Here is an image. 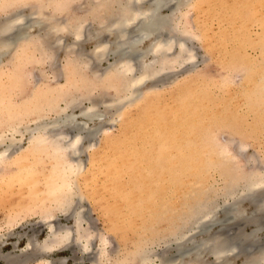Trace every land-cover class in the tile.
<instances>
[{
    "label": "rangeland",
    "instance_id": "rangeland-1",
    "mask_svg": "<svg viewBox=\"0 0 264 264\" xmlns=\"http://www.w3.org/2000/svg\"><path fill=\"white\" fill-rule=\"evenodd\" d=\"M149 1L152 0L145 2ZM62 2L59 0L55 6H52L48 5L47 0H19L9 4L6 8L0 4V26L6 22L5 20L11 17L16 18L18 15L20 20L19 24L16 23L15 29L21 30L20 34L26 32L31 36V39L27 40V44L22 43L23 40L17 42L14 39L17 34L12 35L10 39L13 41V45L11 43V48H8L7 53L5 52L6 54L0 57V134L4 141L0 152H4L6 146H10L4 153L8 159L5 157L7 160L4 158L3 163H0V264H5L4 256L15 259L11 264H20L17 262L28 258V256L32 258L22 264H32L39 258L48 260L52 264H91L94 261L92 259H96L94 253L97 254L101 248V238L107 242V245L104 246V252H106L104 263L109 262V264L123 263L124 259H128L133 253L139 241L143 243L139 244V242L138 245L143 246L145 255L152 258L153 264H163L160 258L166 262L177 260L172 262L174 264H180V262L181 264H218L211 256L205 254L207 249H210L209 244L204 255L200 256L201 260L195 261L197 260L195 251L200 249L203 252L205 250L204 246H200L198 249H195V246L202 242L200 240L210 241L209 237L211 240L229 237L226 243L232 244L234 253L238 255L237 258L229 262L230 264H244L246 256L250 258L249 256H258L263 253L264 213L258 212L256 206L259 203H264L261 200L264 198V186L262 184V186L259 184L254 186L255 182H253L249 187V181L264 177V93L262 97L260 96L261 98H255V88L264 87V60L261 61L264 59V54H262L264 53V0H168L167 6L161 9L159 14L164 18L166 16L169 24L164 30L161 29L162 31L157 32L161 33L160 35L153 34V37L143 41V44L138 47L137 51L139 52H136V56L143 55V52L149 49V46L155 41H170L173 42V47L168 57L176 60L165 66L162 65V68L160 67L162 61H159L160 63L155 61L154 66L159 73L136 89L137 92L142 93L137 100L131 99L129 95L130 98L128 96L127 98L122 95L123 93L118 96L111 89L100 90V92L99 90L93 92L88 90L92 92V96L105 94V97L102 98L104 104L107 100L111 101L106 105H102L103 102L99 101L97 110L104 115L101 122H87L86 128H90V135H81L84 141L79 143L80 152L73 158L76 161L74 163L81 166L82 176L80 174L73 183L72 189L75 193L73 203L67 208L49 202L52 201L49 199L50 179L42 176V172L49 173L51 166L49 160H42L37 164L38 169L33 177H21L20 172L23 170V166L35 161L27 153V146L30 144L29 139L32 134L28 129L34 128L38 121L37 114H32L27 109L23 111L22 107L26 105L27 100L29 103L30 99L34 97L33 91L46 92L47 89H56V87L60 89V94L57 96L60 107H65V103L59 101L65 92H69L71 96H65L67 100H71L72 97H74L73 100L81 99L77 97L84 91L77 90V88L74 90L76 84L69 86L65 82L67 75L69 76L67 72L68 58H73L67 52L76 43L71 37V27L75 24V20H77V25L81 22L83 27L79 28L80 36L83 33L82 37L87 38L89 33L101 32L103 27L109 29V25L104 23L105 17L115 15L119 9L116 4H113L111 10L96 14L97 10L94 7L98 1L70 0ZM38 13L42 17H38ZM37 21L39 23L35 24ZM103 23L104 25L101 26ZM51 27H57V31H59L55 34V41H52L54 45L51 44L49 47V50L56 47L54 50L57 49V51L54 53L41 46L42 41L40 40ZM104 40L113 42L112 38L109 41L107 38ZM180 43L183 44L181 48L186 54L180 53ZM96 46L98 43L96 44L95 40H90L89 43H82L77 48L80 49V52L82 51V54L84 53L83 56L80 53L84 60H90L93 56L91 58L89 56L98 53L96 51L99 47ZM112 48L111 44L100 63L93 65L90 61L91 66L93 65L91 70L96 74L99 73L97 75L105 72L117 59L109 53ZM184 54L188 57L186 58ZM177 56L179 58L182 56L184 60L181 59L182 57L175 58ZM153 58L151 55H146L140 59L131 60L130 65L135 73L139 74L141 67L152 63ZM169 58L167 61H171ZM52 63L55 65L52 66ZM103 91L104 93H102ZM89 92L87 94H90ZM122 97L124 99L118 101ZM183 98L184 118H186L184 120L186 121H184V132H181V128L177 125H180L182 120L179 107ZM88 106L89 103L84 102L80 108ZM12 108L13 112L10 111ZM78 111L76 110L75 113L78 114ZM68 112L69 110L65 113ZM49 113H46L43 120L37 124L50 125V122L52 123L58 118L55 112ZM156 113L157 116H155ZM176 120L177 122H175ZM81 121L77 120L79 124L83 123ZM131 124L134 126L132 127ZM58 127H63L61 122H58ZM71 133L68 132V137L73 135ZM157 138L160 139L157 140ZM116 139H120L122 143L124 141L125 144L120 142L119 145L122 147L118 148L119 146H117L116 149H112V143ZM182 146L183 148H181ZM16 150L18 151L15 152ZM13 152L17 156H14ZM117 153H119L118 156ZM181 155L184 156V165L185 162L190 161L194 163V166L190 167L189 165L190 171H184L181 177H174V179L171 177L172 174L175 171H181L177 163ZM165 160L166 162H164ZM111 161L117 166L116 177H111L107 168V164ZM147 161L148 163H146ZM151 161L157 164L160 161V163L155 169L156 172L152 173L153 177L148 178V174H151L150 167L153 165ZM132 164L133 166H131ZM96 165H100L101 169L95 167ZM105 175L106 177H104ZM157 179L158 181H156ZM171 179H174L175 182ZM132 184L133 186H131ZM246 185L249 188L255 187L256 200L251 202L250 199L244 198L249 192ZM245 188L248 190L247 193H245ZM111 190L117 191L116 197H112L113 191ZM98 199L100 201H97ZM124 201L128 202L132 208L129 210L125 208ZM139 202L142 204V208L135 210L133 204ZM44 205L46 208H43ZM234 205H238V214L235 210L234 213L228 215V209L234 208ZM39 207L47 211L46 214L51 210L52 214H50L53 216H50V219L52 221L50 219L49 221L48 219L40 220L42 219L40 213L44 210L41 211ZM119 208L122 209L116 216V209ZM207 208H209L208 211L213 209L211 214L214 217L209 214L213 220L209 218L207 220L209 222L204 224L209 227L213 222L214 225L211 228H206L203 233L204 231L196 226L202 216L206 214ZM113 209L115 213H113ZM15 210L18 212L16 213L18 217L12 224L9 217L15 213L12 212ZM121 212L122 214H120ZM235 214L238 217L234 219L232 215ZM79 217L82 219L80 226L90 233L89 252L84 249V243L77 240L76 221ZM257 220L259 221L256 223ZM226 221L228 222L226 223ZM112 222L116 226L111 224ZM54 228L61 231L69 230L71 233L69 241L64 242L59 249L53 252L38 253L39 246L43 244ZM223 232L224 234H222ZM249 235L254 244L247 246L244 245V242L242 245L240 240L250 237ZM190 239L191 241H189ZM181 241L182 243H180ZM29 244L30 246H28ZM192 250L193 252H191ZM180 255L183 257L181 258ZM229 263L227 262V264Z\"/></svg>",
    "mask_w": 264,
    "mask_h": 264
},
{
    "label": "bare ground",
    "instance_id": "bare-ground-1",
    "mask_svg": "<svg viewBox=\"0 0 264 264\" xmlns=\"http://www.w3.org/2000/svg\"><path fill=\"white\" fill-rule=\"evenodd\" d=\"M1 1V5L4 6L5 8L9 5V4H13V2H18L19 0H0ZM44 1V0H43ZM59 1V0H57ZM56 1V2H57ZM63 2L65 1H70V0H61ZM95 1H98L96 4H95V10L96 11V14H99L101 12H105L106 10H111V6L113 4H116L117 7H118V13L116 11V14H112L108 17H105L106 21L104 23H107L109 26L108 28L109 29H103L101 30V32H97L95 31L94 34H90L88 35V39L87 38H83V33L82 35L80 36V31H79V28L83 27L82 23L79 22L78 25H77V20H75V24L72 25L71 27V37L73 38V40H75V45L73 47L77 48L78 46L85 44V42H90V40H95L96 41V44L98 43V46H96L97 48L99 47V49L96 51L97 54H93L91 56H89V58H91L93 56V58H91L90 60L89 59H83V54L80 52V49L78 50L73 48L72 49H69L67 54L70 53L73 58H68V62H67V72L69 74V76L67 75V79H66V84L69 85V86H75L74 84H76L77 86H75L74 90H77L78 89H81L83 90L84 92H82L81 95H79V97L77 98H81L80 100H73L74 97L71 98V100H67L65 99L66 97L65 96H70L69 92H65L63 93V97L61 99H59V101H63L65 103V107H60L59 106V103H58V100H57V96H59L58 94H60V89L56 87V89H47L46 92H34V97L32 99H30L31 101L28 103V100L26 101V105L22 107V110H28L30 113L32 114H37V119L38 121L36 122V125L34 128H29L28 131H30L32 134L30 136V144L29 146H27V153L30 154V156H32L34 159L32 160H35V161H31L30 163H28V165L30 164V166L28 167V165H24L23 166V170L20 172L21 173V177H33V175L35 174V171L36 169H38L37 167V164H39L42 160H49L50 161V170H49V173L48 174H45L44 172H42V176L43 177H47V179L49 178L50 181L49 183H51V186H50V195H49V199H51L52 201H49V202H52L54 203L56 206H59V207H69L70 204L73 203V197H74V190L72 189L73 187V183L77 180V178L79 177V175L81 174L82 176V173L80 171L81 169V166L79 164H75L74 162L75 159L73 158V156L75 155H78L79 154V149H78V145L79 143H81V141H84L83 138L81 137L82 134H89L90 135V128H86V125H87V122H101V119L102 117L104 116L102 113H100V111L97 110V107L99 106L98 103L100 102H103L102 105L104 104V101L102 98H104L105 94L104 95H97V96H92L91 93L93 91H98L100 92V90H108V89H111V90H114V92L116 93V95L120 96L119 94H122V95H125L126 97L129 95L131 96V99L133 98L134 100H137L138 97H140V95L142 93L140 92H137L136 89L138 87H141V85L145 84V82L148 80H150L151 78L153 77H156V74H158V70L155 68L154 64H155V61L159 62V61H162L161 62V65H167L168 63H171L174 60L169 58L168 55H169V52L171 51L172 47H173V42L171 43L170 41H167V42H162V41H155L154 44H151V46H149V49H147L145 52H143L142 54L143 55H139V56H136V52H139L137 51L139 48V46L141 44H143V41H145L146 39L150 38V37H153V34H156L158 31H160L161 29L164 30V28L167 27V25L169 24L168 23V19L167 17L165 16L162 17L159 13H160V10L163 9L165 6H167L168 4V0H152V1H149V2H145L146 0H95ZM47 2L49 3L48 5H52V6H55L56 2L55 0H47ZM62 2V3H63ZM143 3H146V4H143ZM59 4H61L59 2ZM62 5V4H61ZM51 6V7H52ZM256 6V5H255ZM55 8V7H54ZM260 9V8H259ZM55 10V9H54ZM109 14V13H108ZM17 15V14H15ZM14 15V16H15ZM61 16V15H60ZM38 17H42L41 15L39 16V13H38ZM39 19V18H38ZM49 19V18H48ZM51 19V18H50ZM20 20V16H16V18H9L8 20H5L6 22L5 23H2V25L0 26V57L3 56L4 54H6L7 52V49L8 48H11V43L13 45V41L10 39V37L13 35L15 36L14 34H19L18 36L16 35V37L14 38L15 40L18 41H22V43H27L28 39H31V36L29 34H27L26 32L23 33V34H20L21 30L20 31H17L18 29H15V26L17 24H19V21ZM37 20V19H36ZM46 20V19H45ZM104 21V20H103ZM17 23V24H16ZM39 23V21L35 22V24ZM101 24L102 25H104ZM41 24V23H40ZM39 24V25H40ZM86 24V23H85ZM43 26V25H42ZM99 28H100V25H99ZM64 29V28H63ZM83 29V28H82ZM51 30V31H50ZM57 27L56 28H53L51 27V29H49L47 31V33L42 37L40 38V40L42 41V45L41 46H44L46 49L48 48L49 50V47H51L50 45L53 44L52 41L54 42L55 40V37L59 31H57ZM98 30V29H97ZM161 30V31H162ZM66 31V30H65ZM100 31V30H99ZM166 31V30H165ZM163 31V32H165ZM137 34H134L136 33ZM158 34V33H157ZM156 34V35H157ZM161 33H159L158 35H160ZM69 35V34H68ZM104 35H106L104 37ZM157 35V36H158ZM70 36V35H69ZM157 36H154V37H157ZM30 37V38H29ZM242 37V36H241ZM105 38L108 39V41L112 38L113 39V42H107L106 40H104ZM168 38V37H167ZM44 39V40H43ZM169 39V38H168ZM51 40V41H50ZM44 41V43H43ZM106 41V42H104ZM112 41V40H111ZM243 42V41H242ZM95 43V42H94ZM15 44V43H14ZM28 44V43H27ZM112 44V49L109 51V53L113 54L114 57H116L117 59L115 60V62L109 66V67L104 73L101 72L100 75H97L99 73H95L92 69V66L97 64V63H100L103 59L104 56H106V50L107 48H110V45ZM224 44V43H223ZM54 45V44H53ZM10 46V47H9ZM30 46V45H29ZM31 47V46H30ZM183 47V44L180 43L179 44V48H180V53H183L184 51H182V48ZM28 48V46H27ZM56 47L54 46L53 50H49V51H53L52 53L56 52V50H54ZM82 49V48H81ZM264 49V48H263ZM44 50V49H43ZM184 50V49H183ZM261 50V48H260ZM23 51H25L23 49ZM45 51V50H44ZM264 51V50H263ZM6 52V53H5ZM141 52V51H140ZM52 53H50L52 55ZM82 56H81V54ZM95 53V52H94ZM185 53V52H184ZM262 53V52H261ZM46 54V53H45ZM49 54V55H50ZM186 54V53H185ZM184 54V55H185ZM264 54V53H262ZM50 55V56H51ZM148 56V55H151L153 56L155 60L152 59V63H149V64H146L144 66L141 67V72L139 74H136L135 73V70H133L132 68V65H130V62L131 60L133 59H140L142 57H145V56ZM53 56V55H52ZM51 56V57H52ZM86 55H84V58ZM180 56V55H179ZM179 56L175 57V58H179ZM186 56V55H185ZM184 56V58H185ZM264 56V55H263ZM28 57V56H27ZM33 57V56H32ZM54 57V56H53ZM140 57V58H138ZM182 57V56H181ZM180 57V58H181ZM188 56H186L187 58ZM224 57V56H223ZM171 59V61H167L168 59ZM179 58V59H180ZM185 58V60H186ZM158 59V60H157ZM160 59V60H159ZM183 59V57L181 58ZM89 60V61H88ZM184 60V59H183ZM241 60V59H240ZM264 59H262L261 61H263ZM20 61V60H19ZM92 62V66H91V62ZM90 63V64H89ZM160 63V62H159ZM163 63V64H162ZM262 63V62H261ZM139 64V63H138ZM142 64V63H141ZM55 65L52 63V66ZM90 65V66H89ZM51 66V67H52ZM66 68V67H65ZM162 68V67H161ZM9 69V68H8ZM87 72H86V71ZM160 71V69H159ZM138 73V71H137ZM66 75V74H65ZM263 79V78H262ZM262 82V81H261ZM264 84V82H263ZM65 87V86H64ZM46 89V88H45ZM63 89V88H62ZM66 90V89H64ZM68 90V89H67ZM66 90V91H67ZM69 90H70V87H69ZM87 90V91H86ZM88 90L92 91V92H89ZM256 92H255V95L254 97L257 99V98H261L263 96V93H264V87H260V89H256ZM71 91V90H70ZM80 91V90H79ZM139 91V90H138ZM81 92V91H80ZM87 92H89L90 94H87ZM98 92V93H99ZM142 92V91H141ZM62 93V91H61ZM104 93V91L102 92ZM114 93V94H115ZM262 93V95H261ZM1 94V93H0ZM31 94V93H30ZM100 94V93H99ZM137 94V95H136ZM147 94V93H146ZM181 94V93H180ZM73 96V95H72ZM104 96V97H103ZM109 96V95H108ZM114 96V95H113ZM128 96V97H129ZM144 96V95H143ZM261 96V97H260ZM71 97V96H70ZM125 97V98H126ZM127 97V98H128ZM190 97V96H189ZM28 98V97H27ZM115 98H119V97H115ZM130 98V97H129ZM181 98V97H179ZM65 99V100H63ZM107 99V98H106ZM124 98H120V100L118 101H121L123 100ZM142 99V98H141ZM105 100V99H104ZM192 100V99H191ZM264 100V99H263ZM100 101V102H99ZM111 101V100H110ZM107 100V102H110ZM117 101V100H115ZM117 101V102H118ZM139 101V100H138ZM143 101V100H142ZM84 102H87L89 103V106L86 107V108H80L81 105H83ZM106 102V103H107ZM113 102V101H112ZM264 102V101H263ZM106 103L104 105H106ZM114 103V102H113ZM111 103V105L113 104ZM135 103V102H134ZM141 103V102H139ZM138 103V104H139ZM143 103V102H142ZM178 103V102H177ZM61 104V102H60ZM115 104H117L115 102ZM114 104V105H115ZM144 104V103H143ZM110 105V104H109ZM150 105V104H149ZM180 105V104H179ZM253 105V104H252ZM257 105V104H256ZM113 106V105H112ZM118 106V105H117ZM134 106V105H133ZM174 106V105H173ZM191 106V105H190ZM106 107V106H105ZM111 107V106H110ZM108 108V107H107ZM179 114L181 113V121H180V125H177L181 128V132H184V98L182 100V103L179 107ZM192 108V106H191ZM148 109V108H147ZM171 109V108H170ZM175 109V107H174ZM67 110H69L68 113H65L67 112ZM76 110H79L78 114L75 113ZM121 110V109H120ZM159 110V109H158ZM10 111L13 112V108L10 109ZM9 111V112H10ZM161 111V110H159ZM49 112H55L56 115H57V119L55 121H53L52 123L50 122V125H41V124H37L39 123V121L43 120V116H45V114L49 113ZM136 112V111H135ZM146 112V111H145ZM187 112V111H186ZM64 113V114H63ZM148 113V112H147ZM51 114V113H49ZM142 114V113H141ZM164 114V113H163ZM257 114V113H256ZM173 115V114H172ZM27 116V115H26ZM106 116V115H105ZM157 116V113L156 115ZM160 116V115H159ZM158 116V117H159ZM167 116V115H166ZM176 116V115H175ZM180 116V115H179ZM123 117V116H122ZM177 117V116H176ZM175 117V118H176ZM189 117V115H188ZM193 117V116H191ZM196 117V116H195ZM11 118V117H10ZM35 118V117H34ZM128 118V117H127ZM143 118V117H142ZM194 118V117H193ZM201 118V117H200ZM82 120L83 123L82 124H79L77 122V120ZM121 119V117H120ZM164 119V118H163ZM179 119V117H178ZM188 119V118H187ZM144 120V119H143ZM142 120V121H143ZM81 121V122H82ZM163 121V120H162ZM170 121V120H169ZM58 122H61V125L63 127L59 128L58 127ZM123 122V121H122ZM128 122V121H127ZM126 122V123H127ZM138 122V121H137ZM152 122V121H151ZM177 122V120L175 121ZM195 122V121H194ZM42 123V122H41ZM125 123V122H124ZM131 123V122H130ZM128 123V124H130ZM153 123V122H152ZM172 123V122H171ZM166 124V123H165ZM132 125V124H131ZM163 125V124H161ZM188 125V124H187ZM196 125V124H195ZM134 125H132L133 127ZM15 127V126H14ZM149 127V125H148ZM161 127V126H160ZM163 127H165L163 125ZM174 127V126H173ZM162 128V127H161ZM190 130L191 128L188 127ZM193 128V127H192ZM123 129V128H122ZM153 129V128H152ZM156 129V128H155ZM167 129V128H166ZM14 130V129H13ZM138 131H140L139 129H137ZM164 130V129H163ZM193 130V129H192ZM26 131V130H25ZM132 131V130H130ZM153 131V130H152ZM156 131H159V130H156ZM188 131V130H187ZM194 131V130H193ZM68 132H72L73 135L71 137H68ZM109 132V131H108ZM176 132V131H175ZM29 133V132H28ZM71 133V134H72ZM106 133V132H105ZM120 133V132H119ZM128 133V132H127ZM153 133V132H152ZM161 133V132H159ZM188 133V132H187ZM186 133V134H187ZM162 134V133H161ZM199 134V133H198ZM202 134V133H201ZM85 135V137H87ZM120 135V134H119ZM153 135V134H152ZM167 135V133H166ZM123 136V134H122ZM120 136V137H122ZM129 136V135H128ZM131 136V135H130ZM118 137V136H117ZM154 137V135H153ZM152 137V139H154ZM187 137V135H186ZM197 137V136H196ZM163 137H161V140H162ZM166 138V137H165ZM198 138V137H197ZM121 139V138H120ZM120 139H116L112 144V149H116L117 146H119L118 148H120L121 145H119V143L122 141ZM124 139V137H123ZM160 139V138H157V140ZM173 139V138H172ZM202 139V138H201ZM127 140V139H126ZM150 140V139H149ZM168 140V139H167ZM175 140V139H173ZM172 140V141H173ZM110 141V140H109ZM108 141V142H109ZM130 141V140H129ZM164 142V140H162ZM176 141V140H175ZM188 141V140H187ZM151 142V141H150ZM162 142V143H163ZM192 142V141H191ZM12 143V142H11ZM124 143V141H123ZM122 143V144H123ZM129 143V142H128ZM161 143V142H160ZM195 143V142H193ZM4 144V141H3V136L0 134V147ZM14 144V143H12ZM107 144V143H106ZM125 144V143H124ZM149 144V143H148ZM168 144V143H166ZM11 145V144H10ZM173 145V144H172ZM184 145V144H183ZM194 145V144H193ZM132 146V145H131ZM160 146V145H159ZM191 146V145H190ZM7 148L4 150V152H0V163H3L2 161H4L3 159L6 157L7 158V155L5 156V152H7L8 148L10 147L9 145L6 146ZM105 147V146H104ZM122 147V146H121ZM126 147V146H125ZM168 147V146H166ZM172 147V146H171ZM154 148V147H153ZM169 148H170V145H169ZM183 148V146L181 147ZM185 148V147H184ZM192 148V147H191ZM105 149V148H104ZM103 149V150H104ZM111 149V150H112ZM122 149V148H121ZM163 149V148H161ZM204 149V148H203ZM98 150V149H97ZM126 150V149H125ZM148 150V148H147ZM151 150H152V147H151ZM171 150V149H170ZM178 150V149H177ZM18 150H16L15 152H17ZM105 151V150H104ZM108 151V150H107ZM120 150H118L119 152ZM124 151V149H123ZM137 151V150H136ZM135 151V152H136ZM144 151V150H142ZM192 151V150H191ZM13 152V154L15 153ZM121 152V151H120ZM141 152V151H140ZM180 152V151H178ZM182 152V151H181ZM9 153V152H8ZM97 153H100V152H97ZM134 153V152H133ZM145 153V152H144ZM150 153V152H149ZM152 153V151H151ZM154 153V152H153ZM164 153V152H163ZM13 154H12V157H13ZM119 153H117L116 155L118 156ZM126 154V152H125ZM136 154V153H135ZM138 154V153H137ZM157 154V153H156ZM185 154V152H184ZM124 155V154H123ZM128 155V154H127ZM133 155V154H132ZM148 155V154H147ZM14 156H17L14 154ZM96 156V155H95ZM102 156V155H101ZM107 156V155H106ZM120 156V155H119ZM143 156V155H142ZM145 156V155H144ZM158 156V155H157ZM170 156V154H169ZM175 156V155H174ZM179 156V155H178ZM190 156V155H188ZM9 157V156H8ZM110 157V156H109ZM121 157V156H120ZM119 157V158H120ZM127 157V156H126ZM129 157V156H128ZM133 157V156H132ZM152 157V155H151ZM155 157V156H154ZM159 157V156H158ZM5 158V159H6ZM101 158V157H100ZM98 158V159H100ZM108 158V157H107ZM136 158V157H135ZM161 158V157H160ZM159 158V159H160ZM8 159V158H7ZM6 159V160H7ZM102 159V158H101ZM193 159V158H192ZM196 159V158H195ZM107 160V159H106ZM134 161V159H132ZM167 160H169V158H167ZM114 161V160H113ZM152 161H154L152 159ZM153 165L150 167V172L151 174H148V178H151L153 177V174L154 172H156V167H158L159 163H154L152 162ZM171 161V160H170ZM174 161V160H172ZM94 162V161H93ZM100 162V161H99ZM106 162V161H104ZM121 162V161H119ZM137 162V161H136ZM141 162V161H139ZM166 162V160L164 161ZM189 162V163H188ZM185 162V165H184V156L181 155V157H179V161L177 162L178 163V166L180 167V170L181 171H178L176 172L175 170V173L172 174L171 177H181V175H183L184 171H190L191 168L190 167H193L194 166V163L193 162ZM23 163V162H22ZM27 163V162H26ZM46 163V162H45ZM98 163V162H97ZM101 163V162H100ZM130 163V162H129ZM148 163V161L146 162ZM170 163V162H169ZM210 163V162H209ZM20 164V163H18ZM118 164V163H117ZM120 164V163H119ZM103 165V164H102ZM136 165V164H135ZM190 165V167H189ZM40 166V165H39ZM133 166V164L131 165ZM143 166V165H141ZM95 167H99L98 169H101L100 168V165L99 166H95ZM124 167V166H123ZM175 167V165H174ZM172 167V168H174ZM41 168V167H39ZM107 168L108 170L110 171V175L111 177H116L117 174H118V171H117V166H115V164L111 162H109L107 164ZM137 168V167H136ZM142 168V167H141ZM161 166L159 167V170H160ZM163 168V167H162ZM93 169V168H92ZM105 169V167H104ZM128 169V168H127ZM169 169V168H168ZM195 169V168H194ZM192 169V170H194ZM146 170V169H145ZM197 170V169H196ZM40 171V170H39ZM99 171V170H98ZM106 171V170H105ZM122 171V170H121ZM132 171V170H131ZM173 171V172H174ZM130 172V171H128ZM127 172V173H128ZM144 172V171H143ZM159 172V171H158ZM99 173V172H98ZM101 173V172H100ZM140 173V172H139ZM164 173V172H163ZM168 173V172H167ZM171 173V172H170ZM38 174V173H36ZM92 175V173H90ZM106 174V173H105ZM134 174V173H133ZM143 174V173H142ZM126 175V174H125ZM80 176V177H81ZM90 176V175H89ZM93 176V175H92ZM96 176V174H95ZM102 176V175H101ZM127 176V175H126ZM145 176V175H144ZM170 176V175H169ZM40 177V176H39ZM91 177V176H90ZM94 177V176H93ZM99 177V176H98ZM106 177V175L104 176ZM140 177V176H138ZM146 177V176H145ZM155 177V176H154ZM262 177V176H261ZM96 178V177H95ZM118 178V177H117ZM124 178V177H123ZM166 178V177H165ZM94 179V178H93ZM108 179V178H107ZM127 179V178H126ZM135 179V178H134ZM138 179V178H137ZM175 179V178H174ZM174 179H171L175 182ZM253 179V178H252ZM255 179V178H254ZM18 180V179H17ZM43 180V179H42ZM92 180V178H91ZM178 180V179H177ZM83 181V180H82ZM117 181V180H116ZM133 181V179H132ZM136 181V180H135ZM145 181V180H144ZM147 181V180H146ZM158 181V179L156 180ZM248 181V179L246 180V182ZM105 182V181H103ZM102 182V183H103ZM111 182V181H110ZM121 182V181H120ZM181 182V181H179ZM254 183V186L255 184H259L260 186H264V177L260 178V179H255V181H249V187H250V183ZM48 183V182H47ZM106 183V182H105ZM159 183V182H157ZM111 184V183H110ZM109 184V185H110ZM171 184V183H170ZM177 184V183H176ZM181 184V183H180ZM262 184V185H261ZM33 185V184H32ZM95 185V184H94ZM93 185V187H94ZM137 185V184H136ZM141 185V184H139ZM148 185V184H147ZM37 186V185H36ZM105 186V185H104ZM128 186V185H126ZM133 186V184L131 185ZM154 186V185H152ZM253 186V187H254ZM101 187V186H100ZM249 187H247L246 185V188L248 189ZM253 187L251 186V188H249V192L248 194H246V197L244 198H247L249 201H253V200H256V190H255V187L253 189ZM38 188V187H37ZM110 188V187H109ZM114 188H115V185H114ZM245 188V190H246ZM96 189V188H95ZM105 189V187H104ZM137 189V188H136ZM135 189V191H136ZM179 189V187H178ZM253 189V190H252ZM97 190V189H96ZM245 191V193H247V191ZM46 191H48V189H46ZM98 191V190H97ZM113 191V190H111ZM120 191V190H119ZM126 191V190H125ZM122 192V191H121ZM120 192V193H121ZM139 192V191H137ZM136 192V193H137ZM43 193V192H42ZM48 193V192H47ZM97 193V192H96ZM99 193V192H98ZM126 193V192H125ZM133 193V192H132ZM169 193V192H168ZM39 194V193H38ZM41 194V193H40ZM39 194V195H40ZM117 191H113L112 192V197H116L117 196ZM123 194V193H121ZM130 194V193H129ZM32 195V194H31ZM37 195V197L39 196ZM107 195V194H106ZM126 195V194H125ZM229 195V194H228ZM231 195V194H230ZM36 196V195H35ZM95 196V195H94ZM104 196V195H103ZM111 196V194H110ZM127 196V195H126ZM153 196V195H151ZM166 196V195H165ZM40 197V196H39ZM109 197V196H108ZM124 197V195H123ZM155 197V196H154ZM181 197V196H180ZM42 198V197H41ZM45 198V197H43ZM103 198V197H101ZM263 198V197H262ZM48 199V200H49ZM100 199V197H99ZM97 200V201H100V200ZM104 199V198H103ZM149 199V198H147ZM154 199V198H152ZM166 199V198H165ZM47 200V201H48ZM114 201H116L114 198H113ZM150 200V199H149ZM262 202H264V198L261 199ZM40 203H41V200L39 199ZM46 201V200H45ZM94 201H96L94 199ZM108 202V201H107ZM110 202V201H109ZM113 202V201H112ZM123 202V201H122ZM121 202V203H122ZM144 203V201H142ZM148 202V201H147ZM146 202V204H147ZM39 203V204H40ZM96 203V202H95ZM111 203V202H110ZM257 203V202H256ZM37 204V203H36ZM35 204V205H36ZM119 204V203H118ZM167 204V203H166ZM262 204V205H260ZM101 205V204H100ZM106 205V204H105ZM124 207L127 208L128 210L131 209V205L124 201L123 203ZM154 205V204H152ZM39 206V205H38ZM37 206V207H38ZM108 206V205H107ZM106 206V207H107ZM122 206V205H121ZM134 206V209L137 210L138 208H142V204L139 203H135L133 204ZM20 207V206H19ZM36 207V208H37ZM103 207V206H101ZM112 207V206H111ZM115 207V205L113 206V208ZM122 207V208H124ZM156 207V206H155ZM25 208V207H24ZM30 208V207H29ZM41 208V207H39ZM43 208H46L45 205L43 206ZM53 208V207H52ZM56 208V207H55ZM64 208V209H65ZM122 208H119V209H116V216H117V213H119L121 211ZM154 208V207H152ZM160 208V207H159ZM211 208V207H210ZM22 209V208H20ZM19 209V210H20ZM31 209V208H30ZM126 209V210H127ZM209 208H207L205 211L206 214H204L202 216V219H200V221H198L197 223V226L196 228L204 231L206 228H211L214 224L212 222V224L209 225V227H206V224H204L205 222H209L207 220H209V218L211 220H213L211 217H209V214H211L213 212V209L212 211H208ZM256 209L258 212H261V213H264V203H259L258 206H256ZM40 210V209H39ZM44 210V209H43ZM42 208H41V211H43ZM149 210V209H147ZM170 210V209H169ZM236 210V211H235ZM11 211V210H10ZM35 211V210H34ZM110 211V210H109ZM203 211V210H202ZM227 211V210H226ZM237 212L238 214V205L235 206L234 205V208H230L228 209V212L227 214L230 215V213H234ZM12 212H15L13 213V215L10 218V223L14 224L13 221L16 222V218L18 217L16 213H18L16 210L15 211H12ZM11 212V213H12ZM47 211H43V212H39L40 213V216L42 217V219H40L41 221H45L48 219H50V216L52 217L53 215H51V210L48 211V213L46 214ZM26 213V212H25ZM51 213V214H50ZM113 213H115L114 209H113ZM200 213V212H199ZM244 213V212H243ZM242 213V214H243ZM15 214V215H14ZM35 214V213H34ZM105 214V213H104ZM122 214V212L120 213ZM131 214V213H130ZM226 214V213H225ZM11 214L9 213V216ZM20 215V214H19ZM109 215V214H108ZM107 215V216H108ZM111 215V214H110ZM109 215V216H110ZM39 216V217H40ZM212 216V214H211ZM132 217V215H131ZM214 217V216H212ZM232 217L235 219L237 218L236 217V214ZM118 218V217H117ZM130 218V217H129ZM225 218V217H224ZM55 219V218H54ZM111 219V218H109ZM120 219V218H119ZM232 219V220H234ZM255 219V218H254ZM52 221V219H50ZM128 220V219H127ZM226 220V219H224ZM228 220V219H227ZM231 220V219H230ZM231 220V221H232ZM243 220V219H242ZM80 221H82V219L79 217L76 221V229H77V240L79 241H82L84 243V249L88 250V248H90V243L88 241V238H91L89 237L90 236V233L87 231V230H84L81 226H80ZM111 221H113L111 219ZM147 221V220H146ZM229 221V220H228ZM226 221V223L228 222ZM259 220L255 221L256 223L258 222ZM129 222V221H128ZM211 222V221H210ZM220 222V221H219ZM234 222V221H233ZM247 222V221H246ZM82 223V222H81ZM132 223V222H131ZM225 223V222H224ZM230 223V221H229ZM245 223V222H244ZM248 223V222H247ZM246 223V224H247ZM253 223H254V220H253ZM113 225L116 226V224H114L113 222L111 223ZM124 224V223H123ZM140 224V223H139ZM209 224V223H208ZM217 224V222H216ZM219 224V223H218ZM227 225V224H226ZM228 226H230L228 224ZM112 227V226H111ZM114 227V226H113ZM260 227V226H259ZM263 228V227H262ZM115 229L119 230L118 228L115 227ZM90 230V229H89ZM116 230V231H117ZM128 230V229H127ZM130 230V229H129ZM254 230V229H253ZM258 230V229H256ZM111 231V230H110ZM125 231V230H124ZM123 231V232H124ZM95 232V231H94ZM121 232V231H120ZM193 232V231H192ZM196 232V231H195ZM226 232V231H225ZM119 233V232H118ZM205 233V231L203 232ZM202 233V234H203ZM116 234V233H115ZM123 234V233H122ZM121 234V235H122ZM126 234V233H124ZM194 234V233H193ZM224 234V232L222 233ZM93 236V234H92ZM250 236V235H249ZM71 237V233L69 230L65 229L64 231H61V230H56L55 228L52 229L50 231V233L48 234L47 238L43 241V244L41 246H39V249L37 250V252L41 253L42 252H53L54 250L56 249H59L60 245L64 244V242H66L67 240L69 241V238ZM102 237V236H100ZM122 237V236H121ZM149 237V236H148ZM189 237V235H188ZM214 237V236H213ZM218 237V236H216ZM233 237V236H232ZM236 237V236H235ZM104 238V237H103ZM190 238V237H189ZM229 237H227L228 239ZM234 238V237H233ZM232 238V239H233ZM124 239V238H123ZM215 239V238H214ZM225 238H221V239H215V240H211V238L209 237V240L210 241H203V240H200L202 242H200L199 244H197L195 246V249H198L200 248V246H204L205 247V250H203V252H198L199 250H196L195 251V254H196V258L197 260H195L196 262L200 261L201 259V255L203 254L204 255V251H206L207 247H208V244L210 245V249L208 248L207 249V252L205 254H207L208 256H211L215 263H221V264H227V262H231L232 260H234L235 258H237V254L234 253L233 251V248L234 246H231L230 244L228 245V243H226V240ZM251 236L250 237H245L243 238L241 241V244L244 243V245H247V246H252V244H254L253 242L254 241H251ZM138 240V239H137ZM126 241V240H125ZM131 241V240H130ZM179 241V240H178ZM191 241V239L189 240ZM187 241V242H189ZM92 242V241H91ZM105 242V243H104ZM133 242V241H132ZM135 242V241H134ZM140 242V241H139ZM138 242V243H139ZM193 242V241H192ZM211 242V243H209ZM231 242V240H230ZM107 242L105 240H102L101 238V248L99 249V252L96 254V259H92L94 261H92L91 264H109V262L107 263H104V257H105V253L104 252V246ZM138 243L136 244V247L133 251V253L130 255V257L128 259H124L123 263L121 264H153V260L150 256L148 255H145V252L143 251V246H140L138 245ZM143 243V242H142ZM141 242L139 244H142ZM182 243V241L180 242ZM134 244V243H133ZM134 244V245H135ZM186 244V243H185ZM107 245V244H106ZM134 245H133V248H134ZM239 245V244H238ZM243 245V244H242ZM30 246V244L28 245ZM242 247V246H241ZM178 248V247H177ZM181 248V246H180ZM30 249V248H29ZM250 249V248H248ZM247 249V250H248ZM129 251V250H128ZM184 251V250H183ZM185 252V251H184ZM193 252V250L191 251ZM236 252V251H235ZM241 252V251H240ZM37 253V254H38ZM87 253V252H86ZM130 253V252H129ZM186 253L187 250H186ZM190 253V251H189ZM238 253V252H237ZM185 255V253H183ZM194 254V256H195ZM239 254V253H238ZM91 255V254H90ZM108 255V253H107ZM246 255V254H245ZM128 256V255H126ZM194 256H193V259H194ZM5 257V256H4ZM3 257V260L5 261V264H11L15 259L14 258H11L9 259L8 256H6L5 258ZM124 257H125V254H124ZM180 257L182 258L183 256L180 255ZM179 257V259H180ZM250 258H248V256H246V260L244 262V264H264V252L263 253H260L258 256H249ZM32 257L28 256V258L22 260V261H19L17 263H25L27 262L28 260H30ZM116 258V257H115ZM178 258V257H177ZM162 263L163 264H171L172 262H175V261H169L168 258H166L169 262H166V260L164 261L162 258H160ZM200 259V260H199ZM19 260V259H18ZM107 260V259H106ZM118 260V259H117ZM122 260V258H121ZM108 261V260H107ZM116 261V260H115ZM90 262V261H89ZM119 262V261H118ZM32 264H52L51 262H49L48 260H45V259H42V258H39L37 259L34 263ZM118 264V263H117ZM174 264V263H172ZM176 264V263H175ZM181 264V262H180ZM201 264V263H200ZM230 264V263H229Z\"/></svg>",
    "mask_w": 264,
    "mask_h": 264
}]
</instances>
